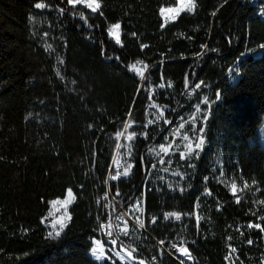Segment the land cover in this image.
<instances>
[{
    "label": "trees",
    "instance_id": "1",
    "mask_svg": "<svg viewBox=\"0 0 264 264\" xmlns=\"http://www.w3.org/2000/svg\"><path fill=\"white\" fill-rule=\"evenodd\" d=\"M40 2L46 7L35 8ZM99 2L93 12L67 0H0V264H120L90 256L94 241L103 238L96 200L115 136L129 115L134 123L146 116V86L138 90L126 66L163 56L155 80L149 79L157 82L161 70L172 81L159 93L162 101L178 104L190 69L191 83H213L221 97L212 105L189 191L151 190L148 208L186 211L197 200L195 264H226L229 242L239 250L238 264H261L264 230L248 225L264 228L262 0H195L193 11L169 22L160 9L175 0ZM117 22L120 43L109 33ZM143 175L138 157L123 191ZM206 185L210 191L204 192ZM68 190L74 194L70 219L51 236L43 222L50 201ZM175 230L161 217L151 228L157 239ZM142 253L149 262L151 255ZM153 264L182 263L162 254Z\"/></svg>",
    "mask_w": 264,
    "mask_h": 264
},
{
    "label": "built area",
    "instance_id": "2",
    "mask_svg": "<svg viewBox=\"0 0 264 264\" xmlns=\"http://www.w3.org/2000/svg\"><path fill=\"white\" fill-rule=\"evenodd\" d=\"M165 61L164 56L156 61L140 57L126 66L139 81L138 90L146 86V116L142 122L134 123L129 115L122 130L115 136L117 144L103 182L104 189L96 200L103 211L99 218L103 238L99 240L98 245L104 255L108 254L106 257L108 260L120 264L141 262L153 264L162 254H168L182 264L196 262L192 250V244L196 239L192 235V229L195 228L198 232L201 226V218L197 217V212L193 209L198 208L197 200L191 210L171 209L163 212V219L165 214L171 213L179 214L180 219L177 220L174 215L167 219L176 229L175 233L167 239L156 238L154 241L156 252L153 253L154 245L152 248L149 241V227L156 223V218L155 222L153 218L157 211L148 208L147 195L151 190L161 188H171L173 192L179 194L188 192L190 175L203 153L212 105L220 101L221 94L220 90L214 89L213 83L204 84L202 81L191 83L189 76L186 75L181 98L176 101L180 103L178 106H185V110L173 112L171 105L159 98V93L165 91V87L171 85L172 81L167 79L161 70L157 82L152 81L155 80L153 73L156 65H162ZM231 69L234 68L229 67L228 71ZM197 85L200 87H196ZM204 97H208V100L205 101ZM133 132L136 135L129 138ZM197 144H200L199 148L196 147ZM138 157L147 178L123 191L122 184L135 174ZM126 169L128 171L125 175ZM117 173L121 175L112 180L111 177ZM208 177H205L206 182ZM136 185L140 186L138 189L140 191L136 190ZM206 190H210L208 185L204 188V191ZM221 204V202L218 204V210H221ZM141 221L144 227H140ZM113 240L116 241L115 244L111 243ZM182 247L188 249L191 259L179 251ZM142 250L151 255L149 259L147 258L149 262L143 259ZM238 251L230 242L227 244L226 264H238ZM93 257L99 263L105 259L104 256L102 260H98L96 254ZM261 264H264V259L261 260Z\"/></svg>",
    "mask_w": 264,
    "mask_h": 264
},
{
    "label": "rangeland",
    "instance_id": "3",
    "mask_svg": "<svg viewBox=\"0 0 264 264\" xmlns=\"http://www.w3.org/2000/svg\"><path fill=\"white\" fill-rule=\"evenodd\" d=\"M253 1L255 3H258L259 0H253ZM88 2H94V0H88ZM189 2H190V0H175L174 5L165 6L163 8H165V9H179L183 6V11H189L188 10ZM80 4L86 5V3H80ZM260 4L264 5V0H262V2ZM193 10H191V11H193ZM183 11H180L179 14ZM262 13L264 14V10ZM179 14H175L173 12H166L162 16H163V19L165 22H169V21L174 20V19H172L173 15H175V18H176ZM166 17H167V20H166ZM119 24H120V28H121V23L119 22ZM120 28L119 29H113L112 33L110 34L112 39H114V41H116L118 43H120V41H121V39H120V33H121ZM259 134L262 138V142L264 143V123H263V126L259 130ZM234 184L236 186L235 191H233V187H232L233 183L231 184L232 186H230L231 190L236 194L240 193L241 187L239 185H237L236 183H234ZM73 199H74L73 192L71 191V195H69V190H68L65 197L55 198V199H52L50 201V210H49L47 216L44 218L43 222H44V224H46L49 227L51 236H57L56 235L57 232L61 233L62 230L64 229L66 223L70 219L71 215L69 212V206L72 203ZM66 201H70V202L65 203ZM62 224L64 225L63 229H61ZM99 240L100 239H96L94 241L93 247H95V246L100 247L98 245ZM90 256L93 257L92 252H90ZM99 256L102 258L98 259V260H102L104 258V256H105L104 260H106L107 259L106 257H108V254L106 253V255H104V253L101 252ZM93 258L95 259V257H93ZM102 262H100V263H102Z\"/></svg>",
    "mask_w": 264,
    "mask_h": 264
},
{
    "label": "snow or ice",
    "instance_id": "4",
    "mask_svg": "<svg viewBox=\"0 0 264 264\" xmlns=\"http://www.w3.org/2000/svg\"><path fill=\"white\" fill-rule=\"evenodd\" d=\"M67 3L70 4V5H75V4H78V3H86V6L88 8H90V9H92L93 12H97L100 9V7H101L99 0H94V2H88V0H67ZM45 7H46V5L43 4V3H36L35 4V8H37V9H43ZM194 8H195V0H190L189 5H188V10L191 11ZM61 11H64V9H61ZM180 11H183V6L181 8H179V9H165V8H161L160 9V13L162 15H164L166 12H173L175 14H179ZM172 19H175V15H173ZM166 20H167V17H166ZM119 28H120L119 22H117L115 24H112L111 27L109 28L110 34L112 33L113 29H119ZM133 35H135V34H133ZM49 47H51V46L49 45ZM161 87H163V85H161ZM196 87H200V85H197ZM217 98L219 99V96H217ZM204 100L207 101L208 97H204ZM197 108H199V105H197ZM135 135L136 134L133 132L129 138H131L132 136H135ZM196 147L199 148L200 144H197ZM129 167H131V166H129ZM127 171L128 170L126 169L125 173H124L125 175L127 174ZM120 175H121L120 173H117L116 176H112L111 179L112 180H116ZM232 187H233V191H235V187H236L235 184H233ZM69 195H71V190H69ZM68 202H70V201H66L65 203H68ZM173 215L175 216V218L177 220L180 219V215L179 214H175V213L165 214V219H168L170 216H173ZM153 221L155 222V217L153 218ZM144 226H145L144 223L141 221L140 222V227H144ZM63 227H64V225L62 224L61 225V229H63ZM248 227L249 228H256V229L264 230V228H262L261 224H259V223L249 224ZM125 234H127V230L126 229H125ZM56 235L59 236L60 233L57 232ZM109 235H111V233ZM111 243L115 244L116 241L113 240V241H111ZM161 243H163V241H161ZM248 243L251 244L252 241L249 240ZM179 251L181 253H183L184 255H187L188 258L191 259V256L188 254V249L186 247L180 248ZM233 251H235V250L233 249ZM93 254L94 255L96 254V249H93ZM117 255H119V254L117 253ZM129 255H131V254H129ZM101 258L102 257L97 256V259H101ZM141 264H142V262H141Z\"/></svg>",
    "mask_w": 264,
    "mask_h": 264
},
{
    "label": "bare ground",
    "instance_id": "5",
    "mask_svg": "<svg viewBox=\"0 0 264 264\" xmlns=\"http://www.w3.org/2000/svg\"><path fill=\"white\" fill-rule=\"evenodd\" d=\"M189 75V74H188ZM187 75V76H188ZM167 87H172V84L171 85H169V86H166L165 88H167ZM170 104V103H169ZM171 105V104H170ZM178 105H180V103H178L176 106H173V105H171V107H172V109H173V112H175V113H179L180 111H182V110H185V106H178ZM205 140H206V132H205ZM205 143V142H204ZM204 148V147H203ZM143 179L144 178H147V173H145V170H143ZM190 177H191V175H190ZM189 181H190V178H189ZM190 186V183H189V185H188V187ZM138 189H140V186H138V188H136V190H138ZM162 190H167V191H172V189L170 188V189H166V188H161V189H156L155 191H162ZM138 191H140V190H138ZM188 191H189V188H188ZM206 191H210V190H206ZM205 192V191H204ZM195 210H196V212H197V217L200 219L201 217H200V215H199V213H198V210H197V208H195ZM164 211H169V210H164ZM164 211H157L155 214H154V217L156 218V222L158 221V218L159 217H161L162 219H163V212ZM102 213H103V211H102V208H101V214H100V216H99V218H101V215H102ZM163 221L165 222V223H169V221L167 220V219H163ZM156 224V223H155ZM154 224V225H155ZM154 225H152V226H150L149 227V232H150V236H152V237H154L153 236V234H152V232H151V228L154 226ZM155 238V237H154ZM156 239V238H155ZM229 244V243H228ZM93 249H96V256H99L100 255V253L102 252V250H101V247H92V249H91V252H92V255H94L93 254Z\"/></svg>",
    "mask_w": 264,
    "mask_h": 264
},
{
    "label": "water",
    "instance_id": "6",
    "mask_svg": "<svg viewBox=\"0 0 264 264\" xmlns=\"http://www.w3.org/2000/svg\"><path fill=\"white\" fill-rule=\"evenodd\" d=\"M114 58H116V57H111V59H114ZM190 70H191V69H190ZM190 70H189V71H190ZM189 71H188L187 75L189 74Z\"/></svg>",
    "mask_w": 264,
    "mask_h": 264
}]
</instances>
